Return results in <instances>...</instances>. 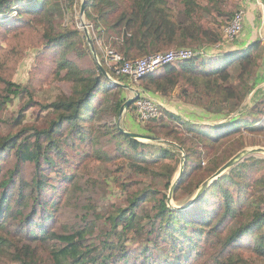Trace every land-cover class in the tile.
I'll list each match as a JSON object with an SVG mask.
<instances>
[{"label":"trees","instance_id":"obj_1","mask_svg":"<svg viewBox=\"0 0 264 264\" xmlns=\"http://www.w3.org/2000/svg\"><path fill=\"white\" fill-rule=\"evenodd\" d=\"M224 1L86 0L84 14L99 39L113 41L122 55L132 47L148 54L221 41L202 9L223 13ZM17 2V15L0 22V264H254L243 256L245 249L264 258V152L243 154L195 202L176 208L189 202L225 161L244 151L236 145L244 136L242 126L264 135V86L255 83L262 46L256 41L244 49L218 48L210 60L209 55H197L132 82L143 94L165 99L183 78L180 91L187 102L222 112L211 121L184 119L183 128L171 122L182 116L162 107L166 130L147 128L155 131L154 140L169 138L170 143L160 147L155 159L152 143L101 122L109 111L118 115L127 98L124 83L110 86L84 34L62 24L66 12L73 18L74 0H0V11L11 12ZM124 27L133 33L124 36ZM92 42L97 51L94 38ZM30 47L38 49L29 72L31 87L54 77L70 82L69 93L61 91L40 102L14 80ZM103 67L118 79L126 78ZM252 91L254 102L249 104ZM24 92L28 99L18 114L5 118L10 100ZM32 106L46 110V125L23 124V114ZM190 139L195 140L196 154L208 151L213 157L203 163L188 152ZM87 141L101 159H110V153L124 156L127 160L116 170L135 173L129 180L113 179L125 192L121 204L102 210L106 183L66 172L75 165L86 170ZM182 155L184 168L172 192L173 205L167 197ZM150 163L160 165L155 169ZM150 174L151 182L141 186L143 176Z\"/></svg>","mask_w":264,"mask_h":264},{"label":"rangeland","instance_id":"obj_2","mask_svg":"<svg viewBox=\"0 0 264 264\" xmlns=\"http://www.w3.org/2000/svg\"><path fill=\"white\" fill-rule=\"evenodd\" d=\"M80 4H81V0H74V3L72 5L73 11H74L73 18L70 12H66L64 15V21L62 24L77 28L82 34H84L85 37H86V34H85V27H86L90 38L95 39L97 46H98V43H97L98 41H101V43H104V41L99 39V36L94 28L93 21L89 20L84 14V12L82 14L80 13ZM220 9L223 13H219L214 9L213 10L211 9L212 11H208V12L205 9H202V10H204L203 12L205 14V18L208 21L210 27H212L215 33L222 36V39H223L222 28L226 24L227 20L230 18V17L228 18V15L226 12L228 13L231 12L233 15V13L237 9L244 10L243 30L236 37H234L233 39L229 41L226 40L224 42H221L222 41L221 39V41L217 42V43H220L219 47L217 48H214L213 46L215 43H210V44L204 43V44L195 45V46L194 45L192 46L190 45L170 46V47L163 48L161 50L164 51V50L173 49L177 47L198 48L202 46L204 47L207 46L209 56H207V54L206 56L208 60H210L212 55L214 53H217L215 49H218V48H221V51H228L229 49H244L245 46H247L249 43L257 41L262 46V49H264V0H225ZM122 30L124 31L123 33L124 36L126 35L129 36L133 33V31L129 30L128 27H124L121 29V31ZM112 38L113 40L119 39V37H116V36ZM103 40H105V38ZM105 43L112 45L113 41L109 39V41H106ZM230 45H233V47ZM89 49L91 51L92 56L95 57L94 54L92 53L90 43H89ZM209 49H211V51ZM99 50L101 51L103 55V51L98 46L97 51ZM97 51H96V58L100 62L101 60L98 56L99 54H97ZM219 51L220 50H218V52ZM37 52H38L37 48L30 47L26 50L24 57L19 62L16 68L14 80L20 83V85L26 86L27 88H29L34 93V98L40 102L51 101L61 91L65 93H69L70 92V82L63 80V79L59 80L54 77L52 78L50 83L44 84L39 88L33 89L31 87V84L29 81V72L35 65V55L37 54ZM142 55H145V54H142ZM142 55H139V56H142ZM124 57L130 58L128 56H124ZM100 63H103V62H100ZM259 63H260V66L257 69L255 83L257 84V88L258 87L263 88L264 86V56L260 58ZM103 65L108 67L105 63ZM234 72L235 73H233L232 75L233 76L232 80L235 79V77L238 74L237 70H235ZM116 79L122 83L129 81L126 78L125 79L116 78ZM184 84H185V80L183 78L180 79L178 84L175 86V88L169 93V96L165 97V100H166L165 102H167V104L164 101L163 102L164 104H166V106L162 104V106H164L165 109H168V111L176 112L182 116L181 119L175 120V122L171 121L172 123H175L177 126L184 128L185 125L182 122V120L184 119L191 118V119H194L195 121L199 119L198 121L203 122V121H211L213 119H217L216 117H219L222 115V112L211 113V112L205 111L203 108H201L200 110V108L194 105H191L189 102H187V100L183 98L182 93L180 91L181 88H183ZM134 88H137V86H135ZM253 91L249 94L248 99H247L249 104H253L254 102V100L252 99ZM132 95H135V94L132 93ZM27 99H28L27 92L14 96L8 103L7 109L4 111L3 116L5 118L16 116L18 114L17 110L19 106H21L23 102L27 101ZM173 102L175 103L173 104ZM167 105H168V108H167ZM222 107H224V105ZM225 110L226 109H224L223 111ZM239 110L240 109L232 113L236 115L239 112ZM161 111L162 113L158 119L139 122L137 120L136 115L134 114V110L132 109V107L131 108L128 107V108H124L122 113L121 114L118 113L117 116L112 111H109L108 114L103 116V120L101 122L107 123L111 127L114 125L118 127V124H119L125 130L139 132L144 135L150 134L151 136L155 137V131L148 129L147 126L148 125H152L154 127L158 126L157 127L158 129L166 130V126L163 124V121L167 119V114L162 109ZM44 113H46V110H42L34 106L30 107L23 114L24 115L23 124L27 126L35 125L38 128L46 125ZM243 113H245L244 115L248 117L247 115L248 112L244 111ZM242 132L244 133L243 138H240V141H238L239 143L236 142V145H238L239 148L244 147L245 148L244 150H246V149H250L253 147H264V135L263 134H255L251 131H246L245 126H242ZM140 140L150 142L153 144L150 150V154L154 155L153 158L155 159L158 157L160 153V147L168 145L170 143L169 138H163V137H159L156 140L150 139V138H140ZM194 145H195V140L193 139L188 140L186 144L187 151L190 152L194 156L201 157L203 163L207 162L208 159L213 157L214 154L213 155H211V153L207 154L208 151H204L203 155L196 154L194 151L196 147L194 148ZM228 145H231V143ZM231 147H235V146L231 145ZM84 149L86 150V153L89 155V160L85 162L87 164L86 170H85V165H83V167L80 168L79 170H77L79 165H75L74 167H71L70 169L67 168L66 172L67 173L76 172L77 174H84V176L96 177L98 179H102L104 183H106V186H104L105 187V190H104L105 192L103 194L104 196L101 201L102 210H104L107 206H109V204H112V203L118 204V205L121 204L125 197V192L119 189L115 185V182L113 179L114 177L119 176L121 177V179L129 180L133 176H135V173H133L130 168L122 169L120 171L116 170L127 159L124 156L113 157V153H110V159H101L99 156H97L98 151L93 149L89 141H87L86 144L84 145ZM151 165L156 169L158 165H160V163L159 164L152 163ZM143 179H144V182L141 184V186L149 184L151 182V174L148 176H143ZM247 193L249 194L248 191L246 192V194ZM171 201H172L171 204L175 205L172 197H171ZM242 254L244 257L252 260L254 264H264V258L258 256L256 253L252 252L251 250H246V249L242 250Z\"/></svg>","mask_w":264,"mask_h":264},{"label":"built area","instance_id":"obj_3","mask_svg":"<svg viewBox=\"0 0 264 264\" xmlns=\"http://www.w3.org/2000/svg\"><path fill=\"white\" fill-rule=\"evenodd\" d=\"M20 2L13 5L11 12L0 11V22L11 16L17 15L15 9L18 8ZM244 10L237 9L227 20L222 28L223 40H231L243 30ZM98 46L103 51L104 63L115 75L126 77L129 81L138 83L139 79L149 73L162 71L166 65L175 64L188 60L197 55H209L208 47H177L168 50H160L148 53L135 58H125L122 53L112 44H105L98 41ZM220 43H215L214 48L219 47ZM110 86H115L120 82L111 74H108ZM137 93V97L133 102L134 114L138 120L149 121L158 119L162 113V103L147 94H143L140 87L133 89V94Z\"/></svg>","mask_w":264,"mask_h":264},{"label":"water","instance_id":"obj_4","mask_svg":"<svg viewBox=\"0 0 264 264\" xmlns=\"http://www.w3.org/2000/svg\"><path fill=\"white\" fill-rule=\"evenodd\" d=\"M85 2L86 0H81V4H80V13L82 14L84 12V8H85ZM85 34H86V38L87 41L90 43V47L92 50V53L94 54L95 58H96V49L94 47V44L92 42V39L89 36V33L85 27ZM98 67L108 76V73L106 72L105 68L103 67V65L98 62ZM137 97V93H135V95L129 96L121 105L120 109H119V114L122 113V111L124 110V108H128L130 104H132L134 102V100ZM118 129L120 132H124L129 136L135 137V138H150V139H155V137L150 136V135H144L142 133H138L135 131H128L125 130L123 127H121L118 124ZM253 151H262L264 152V147H253L250 149H246L243 152H239L236 155L232 156L230 159H228L227 161H225L214 173H212L206 180H204L200 186V188L196 191V193L194 194V196L189 200V202H187L186 204L176 207V208H184L188 205H190L191 203L195 202L198 197L203 193V191L206 189V187L208 186V184L210 183L211 180L215 179L218 175H220L226 168H228L230 165H232V163L234 161H236L237 159H239L243 154L247 153V152H253ZM183 159L184 156L182 155L181 157V161L182 163L180 164V168H179V173L177 178L175 179V181L173 182L172 186L170 187L169 190V194L167 197V201L168 203H171V197H172V192L174 190V187L178 181V179L180 178V176L182 175L183 172V168H184V163H183Z\"/></svg>","mask_w":264,"mask_h":264},{"label":"crops","instance_id":"obj_5","mask_svg":"<svg viewBox=\"0 0 264 264\" xmlns=\"http://www.w3.org/2000/svg\"><path fill=\"white\" fill-rule=\"evenodd\" d=\"M143 53V52H142ZM141 53V50L139 47H132L128 52L127 54H125V56H128L130 58H135V57H138L139 55L142 54ZM130 84V85H129ZM124 93H125V96L126 97H129L132 95L133 93V89H135L134 87L137 85V84H133L131 81H127L125 82L124 84ZM129 88V89H127ZM152 96H155L156 99H158L162 104H164V102L166 101L163 97H161L160 95H152ZM164 101V102H163ZM167 104V102H165ZM175 102H173L174 104ZM166 104H164V106H166ZM162 106V107H164ZM165 108V107H164ZM167 108H168V105H167ZM168 110V109H167Z\"/></svg>","mask_w":264,"mask_h":264}]
</instances>
